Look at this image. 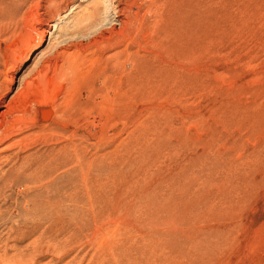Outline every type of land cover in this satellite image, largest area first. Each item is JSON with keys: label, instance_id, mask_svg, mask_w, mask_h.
I'll use <instances>...</instances> for the list:
<instances>
[{"label": "rangeland", "instance_id": "rangeland-1", "mask_svg": "<svg viewBox=\"0 0 264 264\" xmlns=\"http://www.w3.org/2000/svg\"><path fill=\"white\" fill-rule=\"evenodd\" d=\"M67 48L81 85L12 150L66 157L17 185L0 165V264H264V0H0V111Z\"/></svg>", "mask_w": 264, "mask_h": 264}, {"label": "bare ground", "instance_id": "bare-ground-1", "mask_svg": "<svg viewBox=\"0 0 264 264\" xmlns=\"http://www.w3.org/2000/svg\"><path fill=\"white\" fill-rule=\"evenodd\" d=\"M97 8H99V7H97ZM97 12H98V9L95 8L94 12L90 15L91 17L89 19H91V20L94 19L93 17H95ZM32 19L34 22L38 21V19L35 16ZM29 21L31 24H34L33 22H31L32 20H29ZM30 27L33 30V32H35L37 34V35H35L37 37H32L31 34H28L25 37V41L23 44L26 47V53L25 54H26L27 58L25 57V59H26L25 63L30 62L32 60L33 56L35 55V53L39 52L42 49V46L44 44V35L47 33L46 29H43V28H41L42 30L37 29L36 26H34V25H31ZM33 32H31V33H33ZM110 40H111L110 38H108V37L106 38L104 36L99 37V38H95L92 42L86 44V46H79V48H81L83 51H87L92 46H99L100 47L106 43L108 44V42ZM81 49H79V51L76 53L73 52L72 54L69 53V48H67L65 50H60V51L57 50V52L53 56H50V57L45 58L44 60H41V62L39 64H37V66L35 65L36 66L35 68H30V67L28 68L27 67V69L24 73L25 75H23V79H25L23 87L21 86L23 89H22L21 95L19 94L20 97L21 96L23 97L22 101H20L22 103L20 104L18 102L20 104V106L17 105L15 107V105H13L11 102L7 106H5L6 110L0 111V165L2 163H5V162L14 163L16 161V163H14L13 168L9 171L8 174H6V178L9 177L8 175H10V179L14 182L15 185L18 184V182H16V180L18 181L22 178H26V180H27V178H32V177L36 178V177H38V174L47 175V174H50L51 172H53L55 169L62 167L63 156L66 157V150L68 148L66 146L61 148L59 154L56 152L58 155H53L52 157L50 156L47 159H37L36 161L31 162L30 164L27 163L28 165L21 164L20 161H22L21 160L22 158L20 159V157L18 155H14L12 150L14 148H16L17 146L19 147V145H21L22 143L29 142L32 139V137L35 136V135H29L26 137H21L23 135V134H21L22 133L21 131L23 129V128H21L22 126L27 127L29 124L35 125L36 124L35 122L39 123L41 119L42 120L43 119L44 120L49 119L50 117H52V115L55 118L58 117V114H60V113L56 112L57 110L55 109L56 111H55V115H54L53 111L49 108V105L53 104L54 100L58 98V95H57V98L54 97L55 95L53 96V94H52L53 92H55V93L60 92V94L66 92V94H67L68 91H69V93L72 92V91L70 92V87L72 88V87H75L76 85H81V84H79V82L81 81V75H82L81 67L83 65L82 61L80 60V56H79ZM40 55L42 56L44 54H42V52H41ZM23 57L24 56H22L20 58L21 59L20 60V66L22 65V63L24 61ZM124 66H125V64H124ZM27 77H30V78L27 79ZM13 81H14V78L12 77L11 82H13ZM33 88H36V89L39 88L41 90V94H42V98L40 99V101L36 105V110L34 112V115L31 114V112L28 111V108H27L28 105L30 104V103H28V100L31 97V91ZM72 89H74V88H72ZM59 96H61V95H59ZM67 96H68V94H67ZM15 98H17V97H15ZM18 98H19V96H18ZM19 100H21V99H18V101ZM14 101H15V99H14ZM55 102H56V100H55ZM14 103H17V102H14ZM38 130H39V128H38ZM41 132H43V131L41 130L40 133ZM50 133H51V131H50ZM54 135H55V133H54ZM56 135H58V134H56ZM38 136L40 138V134H38ZM10 151H12L13 154L9 155ZM69 152H71V151H69ZM71 155H72V158L77 161L76 166L79 167V170H80L79 164H80L81 155H80L79 150L73 149V152ZM66 162L71 164V162H73V161L70 160V161H66ZM33 171H35V172H33ZM69 175L71 176V172L67 171L66 173H64V175H61L59 177H60V179H63V178L68 179ZM80 176H81L80 172H77L76 176H75L76 180ZM44 188L49 190V189L53 188V186L51 184H48ZM3 250H2V252H3ZM1 255H0V259L3 256V255L2 256ZM14 257L15 256H13L12 259H14Z\"/></svg>", "mask_w": 264, "mask_h": 264}]
</instances>
